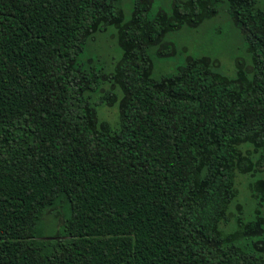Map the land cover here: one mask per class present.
<instances>
[{"label": "trees", "instance_id": "1", "mask_svg": "<svg viewBox=\"0 0 264 264\" xmlns=\"http://www.w3.org/2000/svg\"><path fill=\"white\" fill-rule=\"evenodd\" d=\"M123 2L0 0V264H264V221L221 228L251 167L241 146L264 155V7L132 0L127 18ZM220 3L250 64L228 76L190 55L154 77L155 58L176 54L169 33ZM110 26L121 56L104 72L81 57ZM105 82L116 126L91 101Z\"/></svg>", "mask_w": 264, "mask_h": 264}, {"label": "rangeland", "instance_id": "2", "mask_svg": "<svg viewBox=\"0 0 264 264\" xmlns=\"http://www.w3.org/2000/svg\"><path fill=\"white\" fill-rule=\"evenodd\" d=\"M173 0H154L150 12L158 9L170 12ZM258 6L264 7V0H256ZM123 9L126 17L130 16L132 0H124ZM167 40L172 42L176 54L170 57L155 58L152 75L156 78L175 71L176 67L183 63L190 55H207L214 61L215 68L228 76H235L238 61L250 64L249 55L245 49L242 38L232 26L226 6L220 3L218 14L215 17L204 20L198 25L185 24L176 32L169 33ZM121 56L118 43V29L110 26L104 32H98L86 43L81 59L89 65L98 66L101 71L110 72L115 62ZM249 70L250 67L248 66ZM114 87V86H113ZM110 83H102L97 92L91 94V101L96 104L100 121H108L116 126L119 119L118 102L107 105L100 102L102 94L114 89ZM121 95L118 89H115ZM244 154L251 162L247 171H237L235 187L237 195L229 208V222L223 223L224 231H237L239 221L243 224L257 219L264 221V194L262 181L264 180V155L262 151L250 143L241 146ZM64 215V214H63ZM48 226L45 236H52L62 224V216L56 212L46 216Z\"/></svg>", "mask_w": 264, "mask_h": 264}]
</instances>
